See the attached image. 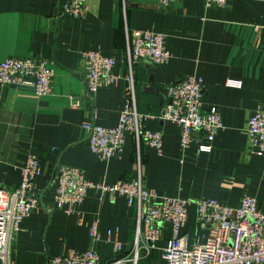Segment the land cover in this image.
<instances>
[{"label":"crops","instance_id":"obj_1","mask_svg":"<svg viewBox=\"0 0 264 264\" xmlns=\"http://www.w3.org/2000/svg\"><path fill=\"white\" fill-rule=\"evenodd\" d=\"M67 1L0 0V63L38 56L49 60L55 72L52 92L42 97L29 86L0 85V187L20 185L28 154L40 161L35 192L41 205L15 234L11 264H49L66 251L90 249L96 221L103 240L96 245L100 264L116 259L113 244L105 242L110 233L113 242L123 245L119 258L132 250L135 218L125 198L108 194L101 200L90 190L71 214L55 203L60 165L82 169L88 180L111 186L137 175L131 134L122 157L104 162L91 152L82 128L87 121L107 128L119 124L129 92L125 27L165 34L172 56L166 65L133 67L138 110L153 116L146 128L163 135L162 156L142 147L143 185L162 197L215 199L229 207L249 195L264 214V154L251 151L246 135L249 118L264 108V0H229L225 9H207L204 0H181L169 8L160 0H89L81 19L64 16ZM91 50L114 58V73L122 76L93 97L81 74V54ZM189 76L205 81L203 109L218 107L225 128L211 153H198L194 144L183 157L179 126L160 116L168 102L163 88ZM229 80L241 87H229ZM207 233L191 205L182 230L187 247L204 243ZM170 238L166 223L158 248ZM150 259L165 264L159 250ZM139 264L149 261L143 257Z\"/></svg>","mask_w":264,"mask_h":264},{"label":"built area","instance_id":"obj_2","mask_svg":"<svg viewBox=\"0 0 264 264\" xmlns=\"http://www.w3.org/2000/svg\"><path fill=\"white\" fill-rule=\"evenodd\" d=\"M181 0H160L163 8H169ZM207 9H225L229 0H204ZM89 0H68L63 6L66 18L81 19L89 11ZM127 40L126 62L128 74L125 77L129 92L119 124L107 128L93 121L83 123L91 152L101 161L120 159L124 152L126 137L132 135L134 164L137 171L133 179L119 180L115 185L95 183L87 179L85 171L77 167L60 165L55 203L67 214L74 213L83 203L90 190L101 200L110 195L125 198L135 218L132 250L125 258H119L123 245L112 241L111 233L105 240L113 244L116 259L107 264H139L146 258L149 264H160L151 260L154 251H160L165 264H264V214L259 210L257 200L245 195L237 207L224 206L215 199H181L159 196L143 185V145L153 148L159 156L163 154L161 131L146 128V121L153 118L149 113L138 110L133 67L147 62L162 66L172 56L165 47L166 35L152 31L134 30L125 27ZM133 58V60L131 59ZM116 60L104 56L100 51L81 54V74L90 96L102 87L117 84L122 76L114 73ZM55 76L52 63L43 57L29 56L12 58L0 63V85L29 86L38 97L52 92ZM229 87L240 88L239 81H227ZM207 84L202 78L189 76L163 88L168 102L160 116L179 126L181 130L180 150L183 157L196 144L198 153H211L213 141L225 127L218 107L203 109ZM79 107L78 100H72ZM247 142L253 153L264 154V108H259L249 118L246 127ZM39 158L28 154L22 169V182L15 189L0 187V264H11V242L22 228V222L31 217L41 205L35 192L38 177ZM183 162V161H182ZM196 207L197 221L208 227L202 244L187 247L182 230L188 221V208ZM171 227V238L167 245L158 248L164 225ZM91 248L86 251L69 250L50 259L49 264H100V253L96 248L102 242L99 221L90 229Z\"/></svg>","mask_w":264,"mask_h":264},{"label":"bare ground","instance_id":"obj_3","mask_svg":"<svg viewBox=\"0 0 264 264\" xmlns=\"http://www.w3.org/2000/svg\"><path fill=\"white\" fill-rule=\"evenodd\" d=\"M133 60V58H131Z\"/></svg>","mask_w":264,"mask_h":264},{"label":"trees","instance_id":"obj_4","mask_svg":"<svg viewBox=\"0 0 264 264\" xmlns=\"http://www.w3.org/2000/svg\"><path fill=\"white\" fill-rule=\"evenodd\" d=\"M134 157V156H133Z\"/></svg>","mask_w":264,"mask_h":264}]
</instances>
